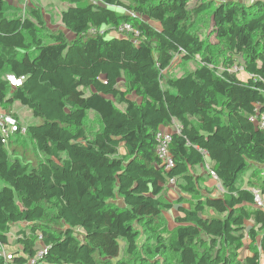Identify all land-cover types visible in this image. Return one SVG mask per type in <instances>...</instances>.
<instances>
[{
	"label": "trees",
	"instance_id": "trees-1",
	"mask_svg": "<svg viewBox=\"0 0 264 264\" xmlns=\"http://www.w3.org/2000/svg\"><path fill=\"white\" fill-rule=\"evenodd\" d=\"M69 3L71 40L40 8L22 14L0 0V109L19 120L18 102L42 120L0 137V247L23 224L14 264L41 245L38 264H264L252 191L263 196L264 178L242 183L264 168V128L251 120L264 114V0ZM125 23L139 35L111 33ZM177 57L198 66L172 77ZM176 123L168 171L155 136ZM207 158L224 190L216 198L194 174ZM172 179L181 195L169 230Z\"/></svg>",
	"mask_w": 264,
	"mask_h": 264
},
{
	"label": "rangeland",
	"instance_id": "rangeland-1",
	"mask_svg": "<svg viewBox=\"0 0 264 264\" xmlns=\"http://www.w3.org/2000/svg\"><path fill=\"white\" fill-rule=\"evenodd\" d=\"M214 1L218 2L222 0H214ZM227 1H239L240 3L249 4L250 1L252 0H227ZM8 2L11 6L21 9L22 14L27 13L29 6L40 8L43 13V16L45 17V20L47 21L48 28L51 31H64L68 39H71L73 37V35L70 34L68 30L65 29V27L62 25L61 22V14L64 10H66L69 7L70 5L69 0H8ZM211 29L212 28H210L208 32H205V34H207L206 36L210 39L211 42L214 43L216 41L215 37L209 36ZM197 66H198V61H193L188 64H184L180 61L179 57H177L170 71V76L172 77L182 76L186 72L194 70ZM18 109H20V114L22 115L23 118V121L22 120L20 121L23 128L29 125L34 126L42 123L41 119L36 118L32 115L29 108L18 104ZM93 119L94 116L93 114H91L89 121V129L95 130L97 127ZM27 145L31 146V144L29 143H27ZM259 168L260 170L258 169V171L255 172L253 170L249 171V173H247L244 176V179H242V183L245 184L247 188L251 183H256L255 181H259V179L261 181V179L264 178V168L263 167H259ZM263 205H264V199H263ZM24 226L25 225L21 224V225H13L11 227V230L8 233L10 247L17 248L15 241L17 240L19 233H21V231L23 230ZM143 240H144V236H141L139 239V243L143 242ZM12 251H17V250L12 249Z\"/></svg>",
	"mask_w": 264,
	"mask_h": 264
},
{
	"label": "built area",
	"instance_id": "built-area-1",
	"mask_svg": "<svg viewBox=\"0 0 264 264\" xmlns=\"http://www.w3.org/2000/svg\"><path fill=\"white\" fill-rule=\"evenodd\" d=\"M222 1H227V0H222ZM132 16L135 15L132 14ZM90 33L91 34L99 33L100 35H105L107 34V29L97 30L95 28H92ZM111 33L117 37L125 36V35H132V36L139 35L137 31L134 30V27L129 23L122 24L121 26L113 29ZM231 70L237 72L239 71V68L235 66ZM6 79L10 83V85L14 88L21 86L22 82L24 81V77L18 78L14 75H7ZM16 81H20V83L17 84ZM251 120L253 122H257L260 127L264 128V114L260 115L259 113H257V115L252 117ZM19 131H21V133L24 134L26 132V128L20 127L17 118L8 114L5 110L0 109V137L2 139V142L7 143L10 137ZM172 136L173 133L166 129H160L155 136L158 159L160 160L161 165L168 171L171 170L174 166V159L171 155ZM213 177L217 179V176L215 174H213ZM169 186L170 187L176 186L175 179L170 180ZM253 194H254L255 204L263 209L264 205H263V198L261 192L259 190H254ZM40 239L42 238L40 237ZM46 252H47V248L41 245V248L37 252L36 256L28 259L24 264H38ZM14 254L15 253L13 251L8 250L5 246L0 247V256L4 258L5 264H14L13 263L15 256Z\"/></svg>",
	"mask_w": 264,
	"mask_h": 264
},
{
	"label": "crops",
	"instance_id": "crops-1",
	"mask_svg": "<svg viewBox=\"0 0 264 264\" xmlns=\"http://www.w3.org/2000/svg\"><path fill=\"white\" fill-rule=\"evenodd\" d=\"M73 38H74V36L71 39H73ZM71 39H69V40H71ZM16 103H18V102H15V104L13 105V108H12L13 112L19 118L20 121L21 120L23 121L22 115L20 114V109H18V104H20V103H18V104H16ZM164 129L169 130L171 132L172 131L174 132L175 130L178 129L177 123L174 125L173 129L172 128H164ZM194 174H195V176L202 177L204 179L205 187L208 189V191H207L206 188H204L205 190L202 192V195L204 197L210 196V197L216 198V197H219L224 192L222 185H221L220 181L218 180V178L215 179L213 177V174H215V173L211 171V161L209 158L206 159V163L195 168ZM170 188L171 189H170L169 194H168V199L173 204V207L169 211L165 212L164 216L167 220L169 230H173L175 228V218L178 217V215H179V213H178L179 205L176 204V200L179 199L181 194H178V191L176 190V186L170 187ZM254 190H256V189H252V191H254ZM263 199H264V193H263ZM249 243H250L249 241L246 242V246L243 248V251H242V256H248L249 254L251 255L249 248H248ZM8 248L10 250H12V249L17 250L18 249V247L17 248L8 247Z\"/></svg>",
	"mask_w": 264,
	"mask_h": 264
},
{
	"label": "bare ground",
	"instance_id": "bare-ground-1",
	"mask_svg": "<svg viewBox=\"0 0 264 264\" xmlns=\"http://www.w3.org/2000/svg\"><path fill=\"white\" fill-rule=\"evenodd\" d=\"M9 75H11V74H9ZM7 80V79H6ZM10 84V83H9ZM14 88V87H13ZM16 88V87H15ZM11 115V114H10ZM13 116V115H12ZM16 118V117H15ZM18 120V119H17ZM19 121V120H18ZM19 124H20V122H19ZM26 128V127H25ZM41 248V247H40Z\"/></svg>",
	"mask_w": 264,
	"mask_h": 264
},
{
	"label": "snow or ice",
	"instance_id": "snow-or-ice-1",
	"mask_svg": "<svg viewBox=\"0 0 264 264\" xmlns=\"http://www.w3.org/2000/svg\"><path fill=\"white\" fill-rule=\"evenodd\" d=\"M16 83H17V84H19V83H20V81H16Z\"/></svg>",
	"mask_w": 264,
	"mask_h": 264
}]
</instances>
